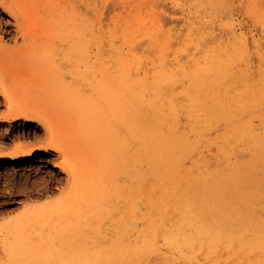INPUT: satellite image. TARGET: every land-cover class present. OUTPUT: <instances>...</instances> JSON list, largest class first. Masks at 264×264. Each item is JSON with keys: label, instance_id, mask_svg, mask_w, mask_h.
<instances>
[{"label": "bare ground", "instance_id": "bare-ground-1", "mask_svg": "<svg viewBox=\"0 0 264 264\" xmlns=\"http://www.w3.org/2000/svg\"><path fill=\"white\" fill-rule=\"evenodd\" d=\"M53 1L55 10L59 11L69 0ZM153 1L131 0L127 16L116 21L108 37L112 48L106 49L112 50L111 62L98 68L92 64L94 79L87 90L79 84L73 85L74 79L70 83L66 79L68 74L63 70L66 62L61 65L56 56L59 47L49 49L53 36L47 32L52 23L35 13L43 6L40 1L0 0L1 10L7 14L0 17V58L9 52L17 56L8 69L0 66L1 103L6 107L0 112V124H16L22 119L29 124L39 122L46 135L52 136L39 145L25 143L18 136L14 146L6 147L3 142L0 165L9 162L19 166L36 156L43 160L51 150L66 152L69 141L63 135L67 130L51 121L46 115H50L46 113L48 110L43 112V106L33 100L35 96H48L49 86L62 91L71 112L72 108L80 111V126L85 131H81L83 136L79 133L82 137H76L85 139L88 146V152L69 157L67 165L54 163V167L65 168L72 174L82 188V196L69 200L61 210L60 204L59 209L35 211L21 224L9 226L3 236L0 233L3 237L0 264H54L49 256L52 252L48 243L52 236L49 226L55 225L57 234L66 231L65 226L56 225L62 223L57 219L63 218L65 211H74L76 202L81 203L91 195L98 197L95 201L100 209L103 200L125 198L126 212L119 216L120 221L129 224L130 232L132 224L136 226L138 221L132 217L141 222L137 235L128 239L123 248L105 242L111 246L108 250L112 256L123 252L122 256L114 257L112 264H216L219 261L230 264V260L254 264L251 255L264 254V2L244 3L259 25L255 30L244 29L235 22L230 14L231 0H187L191 6L183 0L190 9H184L182 20L179 17L181 24L178 18L177 21L173 18L178 22L175 26H169L172 18L164 15V6L168 13L172 9L167 7L169 0L167 3L164 0L166 5L162 9L159 7L164 3L159 6L158 2L163 0L154 1L157 8L151 4ZM177 4L173 6L177 8ZM172 12L170 16H179V12L177 15V11ZM9 24L15 27L14 33L4 28ZM36 60L43 63L41 70L33 69ZM44 82L50 83L47 90L41 86ZM10 132L5 131L0 137L8 138L13 133ZM91 168L97 171L101 181L96 178L98 182L94 180V186L89 187V176L83 174ZM118 172L134 178L126 185L128 188L131 185L132 191L129 188L125 194L127 187L118 183ZM116 208H113L115 212ZM33 238L41 249L35 255L28 252ZM92 248L95 250L80 249L85 254L73 256L75 262L101 264L108 254L103 251V257L102 248L99 247L100 253L98 248Z\"/></svg>", "mask_w": 264, "mask_h": 264}, {"label": "rangeland", "instance_id": "rangeland-1", "mask_svg": "<svg viewBox=\"0 0 264 264\" xmlns=\"http://www.w3.org/2000/svg\"><path fill=\"white\" fill-rule=\"evenodd\" d=\"M39 1L43 6H42V8L37 9L39 11L36 10L35 13H37V15L40 13L39 14L40 16L43 15V17L49 23H52V28L50 29L51 31L49 30L47 32L48 34L53 36V37H50L52 43L50 42L51 45H49V49H53L56 46L55 49L58 50V47H59L58 51L60 53L57 54L56 56H57L58 62H60V64L62 62H64V63L66 62L65 64L63 63L64 64L63 70L66 71L64 73L65 75L68 74L67 75L68 77H66V79L69 81V83H70V81H72L74 79L75 81L73 82V85H75V83H76V85L79 84L80 86H83L84 89L89 90V88H90L89 82H90V80L94 79L93 67L98 68V67H100L101 64H109L111 62L112 50L108 51V49L112 48V42H111V39L108 37H110L112 30L116 26V21L119 19H124L127 16L129 8L131 7V0H123V1L121 0V2H119L120 0H114V1H111V0H79V1L78 0L77 1L76 0H69L66 2V5L59 11L55 10L53 0H39ZM149 1H152V0H149ZM154 1L156 2L157 0H154ZM154 1L152 3L151 2L150 3L153 4V6L155 8H157L160 5H162L166 0L165 1L164 0L163 1L158 0L159 1L158 4L163 2L162 4H159V6L156 4L157 2L155 3ZM167 1H166V3H167ZM170 1H172V0H169L168 2L170 3ZM173 1H175V0H173ZM188 1L186 3H188L191 6L190 2H188ZM114 2H115V5H114ZM176 2H178V4ZM176 2H175V4L173 2L170 4L167 3V7H170V8L172 7L171 10L168 9L169 13L167 12V8L165 9L166 6H164V5H166V3H164L162 6L159 7V8H161V7L163 8V6H164V8H163V10H165L164 15L169 14L168 18H172V22H169V26H171V25L175 26V25L181 24L182 22L179 20V17H180V19L183 18L184 17L183 14H185V10L188 11L190 9L189 7H187L189 5L184 4L185 2L183 0L182 1L177 0ZM263 2H264V0H263ZM244 3H247V0H231L230 14L234 18L235 22L239 26L240 25L243 26L244 29L253 28V29L257 30V28H259V25L256 23L254 17L247 11V7L244 5ZM111 4H113L114 6ZM176 4L179 6L181 5V7H180L181 11L180 12L178 11L179 9H177L179 6H177V8H176V6H173ZM77 5H80V6L77 7ZM81 8H83V10ZM174 9L177 12H175ZM183 10H184V13H182ZM170 11L175 12V15H177V13L179 12V16L178 15H177V17L170 16V14H171ZM194 11L195 10H192V12H194ZM2 15H7V14L5 12H3L1 10V7H0V17ZM171 15H173V14H171ZM115 17L116 18L118 17V18L115 19ZM173 18H175V20L178 18L177 20H179L178 21L179 23L177 22L178 23L177 24L176 23L177 20L175 21V20H173ZM49 19H50V21H49ZM104 22L106 24H108V26L109 25L112 26V28L108 27ZM111 22H113L112 25H111ZM60 24L62 26H59ZM53 27H55L56 29L54 30ZM4 28L7 30L12 29V31H13L12 33H14L15 27L12 26L11 24H9L8 26H5ZM107 28H108V30H107ZM101 29H103V30H101ZM57 31H58V33H57ZM104 32H105V34H104ZM106 33H108V34H106ZM103 34L107 35V36H105V38H104V36L102 37ZM217 34H219V33H217ZM54 35H56V36H54ZM107 38H108V41L106 40ZM97 39H98V41L99 40L100 41L98 42ZM96 41H97V44H96ZM101 41L103 42V44ZM106 41H107L108 45L105 44ZM109 44H110V47H109ZM101 45H103V47H105V49L108 48V49H106L107 51L105 50L106 54H105L104 49L102 50L103 47ZM109 54H110V56H109ZM88 56H89V58L85 59V57H88ZM92 56L94 57V59ZM100 56H102V57H100ZM16 57L17 56L12 52L4 54L0 58V66L2 68H4V70L8 69L10 67V64L12 62H14V59ZM85 61H87V62H85ZM106 61H107V63H106ZM42 64L43 63L40 60H36V62H34V64H32L33 69L35 71L38 69L41 70ZM92 64H94L93 67H92ZM85 65L86 66L88 65V66L86 67ZM24 67L25 66L23 65V68ZM69 70H71V71H69ZM75 74L77 77L75 76ZM34 75H35L34 80H36L37 76H36V74H34ZM90 75H91V77H90ZM98 77H100V75H98ZM49 84H50L49 82H44V83H41V86L44 87L45 90H47L46 88H47V86H49ZM48 88L50 89V91L47 90L48 96L41 97V98H39L38 96H35V98L33 100H36V102H38L39 105L43 106L41 108L43 112L48 110V112H46V113H50L51 116L49 114H46V113L45 114L47 115V117L49 119H51V121L53 120V122L57 123V126H59L58 123L61 126L63 125L64 129L67 130L66 131L67 133L64 132L63 138H65L69 141L68 147H67L65 153L64 152H56V151L51 150L50 152L45 154L47 157L45 156V158L43 160H40L39 156H36V159L30 160L26 164H22L19 166H13L9 162H6L4 164L1 163V165H0V202H1L0 203V230H1L0 233H2L1 236H3V233L7 232L6 230L9 229V226H10V228H12L16 225L21 224L24 218L30 217L31 214L35 213V211L36 212L37 211H45V210L48 211V210H52L54 208H56V209L60 208L59 210H61L62 207H64V205L66 204V202H68L69 200L77 199L80 196H82V195H80L82 188H80V185L75 182V179L73 178L72 174H69V172L65 168L54 167V163L56 161L63 162L65 165H67L69 157H73L78 152H80L82 154L84 152H88L87 143L84 142L85 139H83V140L81 138L79 139V137L83 136V133L85 131L84 128L80 126L81 120H82L80 118V111L78 112V110L76 111L74 108H72L73 110L71 112V109L67 108V106H66L67 101H65L66 99H63L64 95L62 94V91L60 92V91L52 90L50 88V86ZM51 93H52V96H50ZM64 94H66V93H64ZM1 98H2V96L0 95V112L5 110V108H6L5 105H3L1 103L3 100V98L2 99ZM50 99H51V101H50ZM57 100L59 103L57 102ZM53 102H54V104H53ZM56 102L59 104V106H58V104H56ZM60 102L63 103L64 105L61 104ZM46 104H48V105H46ZM48 106H49L50 110L48 109ZM68 109H69V111L67 112L66 110H68ZM59 113H61V114H59ZM77 114H78V116H77ZM70 116H72L71 119H69ZM59 117H60V119H59ZM67 118L69 119V121ZM61 119L63 122L61 121ZM26 122L27 121L22 119V120L18 121L16 124H13L10 122L1 123L0 124V135L5 131L6 132L11 131L13 133L10 132L11 133L10 136L8 138H5V139L4 138L2 139L0 137V144H2L4 142L3 144L6 145V147L14 146V142H15L14 140H15L16 136L20 137L21 140H23V142H25V143L32 142V143L37 144V145L42 144V143H46L50 139H52L51 135H46V133L44 132V127L39 122H32L31 124H29V122H27V123ZM69 122H71V123L73 122L72 123L73 127H71L72 124L71 123L69 124ZM75 122H80V123H77V125H78L77 126ZM76 127H78V129L80 128L79 129L80 131ZM72 128H74V129H72ZM35 129H37V130L35 131ZM28 130H31V132L28 133ZM23 131H27V132L25 133ZM81 131L83 133H81ZM79 133L82 136H80ZM19 134H20V136H19ZM76 136H79V137H76ZM78 140H80V141H78ZM75 161H77V159ZM82 161H84V160L81 159V162ZM79 165H81V164L79 163ZM86 175L89 176V179H87L89 187L94 186V182H93L94 180H96L97 182H98V180L101 181L98 178L99 174L93 168H91L90 171L83 174V177H85ZM117 175H118L117 176L118 183L120 185L127 187L125 189V194L129 188H130L129 190L132 191V189H131L132 186L130 185L128 188V186H126V185H129L131 182V179H134V178H129L123 172H118ZM120 175L122 176V178ZM123 176H125V177L123 178ZM119 177H120V179H119ZM122 183H124V184H122ZM67 198H68V200H66ZM86 198L87 199H85L84 201L82 200V202H81L82 204L79 202H76L77 205H76V203L74 204V211L73 210L65 211V213L63 214V218L59 217L57 219V220L60 219L59 222H62V223H58V221H56V223H58L56 225L57 226L61 225V227L65 226L66 231H63L62 233L57 234L56 233L57 227L55 228V225L49 226V233L51 232L52 236L50 237L48 243H49V246L52 248V252L50 253V255L49 254L48 255L51 258V262H53L54 264L59 263L58 259L61 260L60 263L66 262L64 259L66 255H68V258L70 257L69 259H73L70 261V260H68V258L66 256V260H67L66 263L77 264V262H75V258L73 256H76V258L77 257H83L85 252L83 254H81L83 252L82 250L85 249L84 251H87L90 248L92 250L93 249L95 250V248H92L93 246L96 247V249L97 248L99 249V250H97V252L100 253V248H102L101 254L103 251H105L104 252L105 255L108 254L106 256L104 254H102L103 257L105 256V258L103 259L104 261L101 260V264H107L108 261H109L108 264H112L114 257L118 258V257L122 256L123 252L121 251V252L115 254V256H112L111 252L109 251L111 246L107 245L106 243L110 242V245H114V244L116 245L117 244V246L119 248H123L122 246L126 245L125 243H127L128 239L129 240L133 239L134 235L135 236L137 235L136 232L138 230H140L139 225L141 228V224H139L141 222L137 218L132 217V219L134 221L135 220L136 221L138 220V221L137 222L135 221L136 226L132 224V227H131L132 231L131 232H130V227L129 226L127 227L128 223H126V221L125 222L120 221V216L124 215L126 212V209H124V207L126 208V206H127L125 198H122L119 196V197H116V199H113V201L112 200H103L102 201V204H103L102 209H100V207L98 206V204L95 201L96 198H98L96 195L87 196ZM120 198H122V199H120ZM64 199H65V201H64ZM93 202H94V204H93ZM60 204H61V207L59 206ZM54 205H57V206H54ZM82 205H84V206H82ZM120 205H121V207H120ZM58 206H59V208H57ZM114 206H115V208L117 206L116 212L113 209ZM118 206L120 208H118ZM80 207H82L83 209L81 208V210H78ZM75 210L79 211V212L77 213ZM106 210H107V212H105ZM81 211H82V213H81ZM122 211H123V213H120ZM90 212L93 214H91ZM98 212H99V214H98ZM111 212L114 214H112ZM85 213L87 214V216ZM108 213H110V214H108ZM23 214H26V215H23ZM76 214H78L79 216ZM81 215L84 217L82 218ZM93 215H94V217H93ZM64 216H66V217H64ZM67 216H69V217H67ZM102 216L103 217L106 216L107 218L105 219V217L103 218ZM114 216H118V217L115 218ZM92 218L94 220H91ZM98 218L100 220H98ZM75 219L77 221H75ZM116 219L119 220L118 222L120 224L117 222ZM95 220H97V221L95 222ZM104 220H107V221L111 220V221L108 223H105V222H103ZM66 221H67V223H66ZM79 221H81L82 224H80ZM91 221H93V223H95V224H97L98 221H102V222H99L100 224L98 223L96 226ZM114 222L118 223L119 225L115 224ZM2 224H4V226ZM84 224H86L88 227L85 226ZM90 224H92V226ZM122 224H124V225H122ZM79 225H81V226H79ZM112 225L113 226L115 225L114 227H116V228H114ZM74 226L78 227V228H76L77 230H79V227H80V230L77 231ZM95 226H96V229H94ZM118 226L121 229L124 227L126 229V231L124 229L123 230L120 229L121 232L119 233L120 230H119V228H117ZM89 227H91V229L93 227V229L91 230ZM108 227H110L112 229H110ZM134 227H135V229H134ZM115 229H116V231H118V233H116V234H115V232H116ZM68 230H70V231H68ZM80 231H82V232H80ZM83 231H85V232H83ZM95 231H96V233H95ZM109 231L110 232L112 231V232L110 233ZM127 231H129L130 234ZM104 232H105V234H103ZM122 232L124 233V236H123ZM97 233H98V235H97ZM99 233L103 234V236H100ZM121 233H122V236L120 235ZM85 235H87V236H85ZM112 235H113V237L111 238ZM1 236H0V238H3ZM86 238L88 239V241ZM96 238H98V239H96ZM120 239H122V240H120ZM81 240H83L84 242ZM87 243H89V244H87ZM102 244H103V246H101ZM104 244H105V246H107V248L106 247L104 248ZM45 246H46V244H45ZM86 246L88 247L87 249H86ZM57 248H58V251H57ZM31 249H32V251H31ZM80 249H82V250H80ZM91 249H90V251H91ZM53 250H55V252ZM28 252L31 255H35L36 252L37 253L41 252L40 246L38 245V241L36 238H33L32 241L29 243ZM77 253H79V254H77ZM2 255H3V253L1 250L0 259L2 258ZM61 256H62V258H61ZM71 256H72V258H71ZM106 257H107V261L105 260ZM251 258H252L251 261L254 264H264V254L256 253L254 255H251ZM235 262L236 261H234V260H232V261L230 260V264H232V263L233 264H247V263H239V262L235 263ZM216 264H224V263L222 261H219V262H216Z\"/></svg>", "mask_w": 264, "mask_h": 264}]
</instances>
